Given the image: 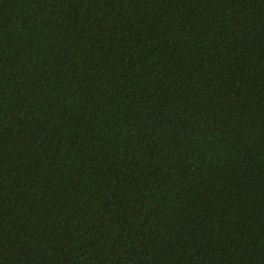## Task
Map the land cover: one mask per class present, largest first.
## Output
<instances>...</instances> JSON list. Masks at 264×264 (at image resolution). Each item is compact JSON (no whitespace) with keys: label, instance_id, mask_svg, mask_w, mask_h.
Here are the masks:
<instances>
[{"label":"trees","instance_id":"obj_1","mask_svg":"<svg viewBox=\"0 0 264 264\" xmlns=\"http://www.w3.org/2000/svg\"><path fill=\"white\" fill-rule=\"evenodd\" d=\"M0 264H264V0H0Z\"/></svg>","mask_w":264,"mask_h":264}]
</instances>
